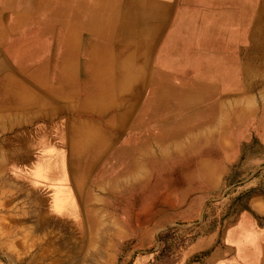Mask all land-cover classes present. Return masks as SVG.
I'll return each mask as SVG.
<instances>
[{"label": "bare ground", "instance_id": "bare-ground-1", "mask_svg": "<svg viewBox=\"0 0 264 264\" xmlns=\"http://www.w3.org/2000/svg\"><path fill=\"white\" fill-rule=\"evenodd\" d=\"M169 2L0 0L6 242L29 238L26 222L44 231L65 225L91 244L100 218L127 234L132 217L148 224L144 213L175 200L173 186L184 189L183 198L194 183L218 180L206 160L183 164L188 154L229 147L211 137L252 133L256 140L243 142L242 156L264 149V91H255L264 74V0H178L174 31L155 51ZM232 121L241 129H230ZM94 188L103 195L100 215ZM256 245L264 261V239L256 236Z\"/></svg>", "mask_w": 264, "mask_h": 264}, {"label": "rangeland", "instance_id": "rangeland-1", "mask_svg": "<svg viewBox=\"0 0 264 264\" xmlns=\"http://www.w3.org/2000/svg\"><path fill=\"white\" fill-rule=\"evenodd\" d=\"M250 25L251 21H248L243 28V39L248 40L247 28ZM259 76L261 78L264 74ZM260 78L256 92L264 91ZM255 105L258 109L257 102ZM240 124L233 125L232 121L229 128ZM233 134L227 131L210 138L211 144L223 140L228 143V148L214 146L210 155L202 151L188 154L184 160L183 164L189 159L209 162L220 173L216 182L207 183L208 188L205 184L198 187L194 183V188L183 198L181 193L184 189L173 186L171 190L175 200L159 206L154 212L144 213L148 224L138 223L141 214L134 218L131 216L128 223L131 231L127 234L118 236V226L100 218L99 228L93 235L95 243L91 244L88 237L86 241L78 242L75 232L69 230L67 233L65 225L52 226L44 231L32 229L31 223L26 222L27 241L20 234L6 242L5 236L11 233L7 227L11 224L2 220L4 212L0 209V264H264L260 248L256 245V236L264 239V149L257 151L251 148L250 154L243 157L248 149L243 142L256 138L252 133L239 138ZM5 137L7 135H3L0 129V142L5 141ZM261 140L264 145V138ZM248 145L251 146L249 142ZM152 147V152L159 156L162 151L158 145L152 144ZM11 150L19 158L30 157L24 150ZM170 155L176 154L172 152ZM235 173L237 176L229 182L227 177ZM22 187L19 186V193L25 194L27 190ZM92 194L98 199L94 208L100 215L99 200L103 195L97 188ZM2 200L0 196V202ZM25 200L17 198L15 203L18 207L27 208ZM16 239H21V242H14Z\"/></svg>", "mask_w": 264, "mask_h": 264}, {"label": "crops", "instance_id": "crops-1", "mask_svg": "<svg viewBox=\"0 0 264 264\" xmlns=\"http://www.w3.org/2000/svg\"><path fill=\"white\" fill-rule=\"evenodd\" d=\"M178 1V0H177ZM177 1L175 0H171V2H169V10L167 13V19L164 23V35L161 37V41L159 42V44H157L154 47V50L156 51L157 49L161 48L162 49V45L164 43V39L162 38H166L168 32H172L174 31V26L176 24V19L178 14L180 13V4L177 3ZM142 20V18H141ZM148 20H152L151 18H149ZM125 24V23H124Z\"/></svg>", "mask_w": 264, "mask_h": 264}]
</instances>
